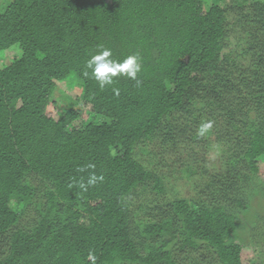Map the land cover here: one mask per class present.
<instances>
[{"label":"trees","instance_id":"1","mask_svg":"<svg viewBox=\"0 0 264 264\" xmlns=\"http://www.w3.org/2000/svg\"><path fill=\"white\" fill-rule=\"evenodd\" d=\"M0 54V264H264V0H3Z\"/></svg>","mask_w":264,"mask_h":264},{"label":"clouds","instance_id":"2","mask_svg":"<svg viewBox=\"0 0 264 264\" xmlns=\"http://www.w3.org/2000/svg\"><path fill=\"white\" fill-rule=\"evenodd\" d=\"M111 57L112 52L110 49L101 48L96 54L90 56L85 63L86 71L84 75H90L91 78L97 81L101 89L108 85H112L114 83V78L118 76H127L135 80L137 73L141 71V64L137 55L127 56L119 62L113 60ZM97 179H102V177L97 178L93 176L88 183L93 184ZM82 187H84V185H82Z\"/></svg>","mask_w":264,"mask_h":264},{"label":"rangeland","instance_id":"3","mask_svg":"<svg viewBox=\"0 0 264 264\" xmlns=\"http://www.w3.org/2000/svg\"><path fill=\"white\" fill-rule=\"evenodd\" d=\"M2 1L3 0H0V4L2 3ZM224 1L226 2L228 0H224ZM220 3H223V2H220ZM2 60L3 59L0 58V63H2ZM70 83L71 82H69V84H68L69 86H67L66 84H63V83H59V85H58L59 90H56L55 93H54L56 106L63 107L64 105H66L69 102V100L72 101V97L74 96V92H78L79 91L78 84H72L71 85ZM54 106L55 105L53 103H50L48 105L47 108H48V111L50 113H54L55 112V107ZM86 118H88L86 113H83V119H86ZM258 200H259V198H256L255 201L252 203V209L249 212V215L246 216L248 220L249 219L255 220L254 214L263 211L262 210V202H259ZM243 237L246 238V235L244 234ZM262 242L264 243V239H262ZM242 253H243L244 264H247V261L251 257L256 258L257 255L259 254L258 251L256 252L251 247H244Z\"/></svg>","mask_w":264,"mask_h":264}]
</instances>
